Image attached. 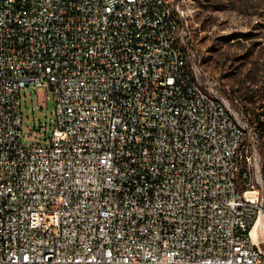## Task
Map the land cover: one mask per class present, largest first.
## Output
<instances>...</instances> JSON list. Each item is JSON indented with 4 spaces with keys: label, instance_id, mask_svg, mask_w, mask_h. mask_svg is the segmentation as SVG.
I'll return each mask as SVG.
<instances>
[{
    "label": "built area",
    "instance_id": "obj_1",
    "mask_svg": "<svg viewBox=\"0 0 264 264\" xmlns=\"http://www.w3.org/2000/svg\"><path fill=\"white\" fill-rule=\"evenodd\" d=\"M195 11L0 0V264H264L262 134L203 68ZM28 87L56 102L32 143Z\"/></svg>",
    "mask_w": 264,
    "mask_h": 264
},
{
    "label": "rangeland",
    "instance_id": "obj_2",
    "mask_svg": "<svg viewBox=\"0 0 264 264\" xmlns=\"http://www.w3.org/2000/svg\"><path fill=\"white\" fill-rule=\"evenodd\" d=\"M188 1L196 8L190 28L203 68L220 79L233 106L237 96L251 120L264 121V0ZM55 105L51 89H23L24 143L51 136Z\"/></svg>",
    "mask_w": 264,
    "mask_h": 264
},
{
    "label": "trees",
    "instance_id": "obj_3",
    "mask_svg": "<svg viewBox=\"0 0 264 264\" xmlns=\"http://www.w3.org/2000/svg\"><path fill=\"white\" fill-rule=\"evenodd\" d=\"M251 119V118H250ZM253 122L256 123L257 127L259 128L261 134H262V130L264 129V121L261 120L260 118H257V120H252ZM262 129V130H261Z\"/></svg>",
    "mask_w": 264,
    "mask_h": 264
}]
</instances>
